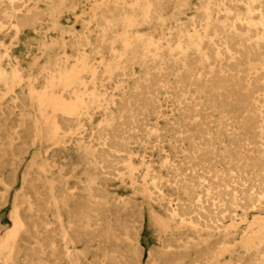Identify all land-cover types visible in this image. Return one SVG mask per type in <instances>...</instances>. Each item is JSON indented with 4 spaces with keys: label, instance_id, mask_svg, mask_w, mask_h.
<instances>
[{
    "label": "bare ground",
    "instance_id": "6f19581e",
    "mask_svg": "<svg viewBox=\"0 0 264 264\" xmlns=\"http://www.w3.org/2000/svg\"><path fill=\"white\" fill-rule=\"evenodd\" d=\"M70 16L79 29L62 25ZM45 21L55 38L42 35ZM0 37V117L31 121L0 135V165L15 166L0 171V264L47 260V241L26 246L51 210L69 261L63 223L78 218L99 264H139L140 231L161 240L183 228L192 233L174 240L183 256L168 257V240L148 264H192L216 235L211 258L229 251L230 264H264V0H0ZM31 43L40 55L24 66ZM19 128L55 144L31 157L43 161L35 177L18 176L22 154L6 158ZM137 142L164 154L146 161ZM69 149L93 171L74 187L40 184ZM128 209L131 224L118 214Z\"/></svg>",
    "mask_w": 264,
    "mask_h": 264
},
{
    "label": "rangeland",
    "instance_id": "374dc122",
    "mask_svg": "<svg viewBox=\"0 0 264 264\" xmlns=\"http://www.w3.org/2000/svg\"><path fill=\"white\" fill-rule=\"evenodd\" d=\"M3 1H8V0H3ZM62 25L63 26H70V27H76L79 29L80 25L76 21L75 17L70 16L65 19H62ZM7 30H5V35L1 36L0 38L2 39V42L5 44V46H11L10 42L12 41L11 37L13 34V29L11 26L6 25L5 27ZM41 33L42 35H52V39L55 38V33L53 32L52 29H50L47 26V22H43V25L41 26ZM50 38V39H51ZM24 41H28L27 38L24 37ZM24 49H28V54L25 55L23 58H21V64L24 66H28L32 60V58L39 54V51L37 49L36 44H30L29 46H24ZM2 48V47H1ZM40 55V54H39ZM44 60V57L41 58L40 61ZM19 91V88H17ZM13 102L8 100L6 101V105H12ZM6 113L8 111H14L17 112L18 110H9L5 109ZM97 121V120H94ZM22 122H31L30 120H22L16 115L12 114L9 115V117L1 118L0 117V135L3 136L5 134L11 133L12 127L17 126L19 123ZM164 121H161L162 126L164 125ZM25 126H28L26 124ZM19 135L21 136L20 139H17L15 142L14 148L16 150L12 152L7 153V159L12 158V155L14 154H22L24 157V160L19 163V166L17 167V174L20 177L22 173L25 171H28L33 177H35L38 173V165L42 164V160H37V161H32L31 157L33 155L39 154L40 156L42 155H48L52 154L51 148L55 146L53 141L48 140V139H38V138H33L32 136H26L25 138V131L22 128L18 129ZM32 135V134H31ZM24 138V139H23ZM144 141H149L153 142V139L142 136L141 137ZM162 145L167 146L166 142V137L161 139ZM23 141L27 142V150L25 151H19V148H21V145ZM156 143H152V145H156ZM41 147V149H39ZM149 149L144 148L143 145L139 144V142L134 143L132 145V148L136 150L137 154L140 156H145L146 161L154 160L158 161L161 156L164 154L163 151L157 150L156 146H148ZM57 154V153H56ZM85 157H83L81 154L78 152L74 151L73 149H69L66 151H61L56 155L55 161L52 162L51 167L49 168V172L47 173L46 176L43 175L42 181H39L40 184L46 185V187H49V185L52 184H57L58 179H64L68 186L74 187L78 186L77 182V177L85 179L87 176L88 172H92L93 170H90L87 168V165L85 164ZM155 166H157V163H153ZM13 166L12 162L6 161L4 164L1 166L0 165V171L4 173L5 176H8L10 173L13 172ZM17 186V185H16ZM1 188V185H0ZM113 190L112 188H110ZM76 191V190H75ZM14 192V189L11 190V193ZM78 190L76 191V193ZM49 193V191H48ZM123 193V192H121ZM130 209V208H129ZM121 210L118 214L120 215V218L123 220H127L129 224H131L132 218L130 217V210ZM157 210L161 211L158 207H156ZM41 219L40 222L47 223L48 224V230L44 231L41 229L40 231V237L39 235H34L33 239H31L32 244L27 245V249H38V245L36 244L37 240H43L47 241L46 244H44L43 248L46 250L42 255L44 258L47 260L44 262H34L32 264H99V259H101V253L96 250V248L93 246V240L90 237L86 236V232L83 229V224L79 219L74 218V220H71L72 223L69 226H66V221L64 220V225L66 227V234L68 240H72L73 245H69L71 249V261L66 259L65 254H64V247L61 244V234L60 232V225L59 222L57 221L56 217L54 216L53 210L48 211L47 214H40L38 215ZM137 225V223H136ZM192 235L191 231L188 230V228H183L180 231L173 232L171 234H164L161 237V240H158L156 237H152L149 233L144 230L139 232V242L140 245V263L139 264H148L150 261V255L153 253V251L156 250V255L159 253L162 245L164 242H169L172 243L174 246L176 242L174 241L175 239L182 237L185 238L186 236ZM226 241H229V236H226ZM220 241L219 235L213 236L208 240L207 243L204 244H198L195 247V250L193 254L191 255L190 258V263L192 264H230L229 262V251L226 252L222 257L218 258H211V256L208 253V250L210 252L215 250V246H217V243ZM101 244V242H100ZM123 250L124 254L130 261H132V249L131 246L128 245L127 243L123 244ZM77 247V251L75 248ZM76 251V252H75ZM183 252L179 251L177 248L172 247L171 250L167 253L168 257L170 258H175L179 256H183ZM189 254V253H188ZM190 255V254H189ZM159 256V255H157ZM23 257L22 254L19 255V258ZM57 257L62 258V260H58ZM64 258V259H63ZM70 259V258H69ZM18 264H26L25 261H23L21 258L17 262ZM131 263H134L132 261ZM176 262L170 263V264H175Z\"/></svg>",
    "mask_w": 264,
    "mask_h": 264
}]
</instances>
